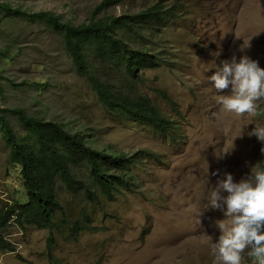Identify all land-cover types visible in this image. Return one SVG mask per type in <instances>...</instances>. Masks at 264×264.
<instances>
[{
	"label": "rangeland",
	"instance_id": "374dc122",
	"mask_svg": "<svg viewBox=\"0 0 264 264\" xmlns=\"http://www.w3.org/2000/svg\"><path fill=\"white\" fill-rule=\"evenodd\" d=\"M0 1L28 12L50 10L80 23L102 0ZM155 2L123 0L100 15L132 14ZM164 5L177 9L155 38V52L167 62L139 72L134 86L177 122L175 138L149 124L123 119L102 104L76 69L58 32L21 16L0 15V47L11 45L20 52L17 59L4 63L5 76L25 82L22 86L7 79L0 82L5 89L2 106H22L71 131L81 130L100 149L156 153L139 156L133 167L134 191L124 190L113 198L91 201L59 183L58 195L68 217L80 219L86 209L97 226L74 240L55 230L51 251L62 264H222L212 255L221 234L216 222L227 230L231 221L209 207L210 193L225 172L239 182L252 167L264 171V142L248 135L255 125L264 127V117L258 109L244 116L221 111L216 98L227 93L218 92L208 78L233 55L239 59L246 54L264 68V0H166ZM250 39L251 47L240 52ZM97 65L101 72L102 65ZM9 117L17 132L26 131L15 116ZM242 131V138L234 140ZM233 140L235 148L221 158ZM9 154L0 127V207L25 195L20 168L10 162ZM75 171L90 180L87 166ZM62 216L58 212L56 218ZM50 234L46 228L22 230L13 224L8 237L17 247L0 251V264H55L48 248ZM241 264L258 262L245 255Z\"/></svg>",
	"mask_w": 264,
	"mask_h": 264
},
{
	"label": "trees",
	"instance_id": "16d2710c",
	"mask_svg": "<svg viewBox=\"0 0 264 264\" xmlns=\"http://www.w3.org/2000/svg\"><path fill=\"white\" fill-rule=\"evenodd\" d=\"M122 1L102 0L89 19L80 23L65 20L50 10L28 12L5 1H0V15L21 16L58 32L76 69L88 79L102 104L123 119L149 124L175 138L177 122L134 85L139 72L167 62L163 54L155 52L158 46L155 38L161 33L160 29L174 19L177 9L165 8L166 0H156L132 14L100 15ZM19 54L11 45L0 47V82L7 79L16 86L25 84L15 83L4 71V63L17 59ZM97 63L102 65L101 72ZM162 93L168 97L166 92ZM4 95L5 89L0 83V96ZM258 113L264 117V102ZM10 114L23 124L24 133L15 130ZM0 127L10 147L9 160L20 168L25 192L14 203L7 202L0 207V251L16 250V244L8 237L13 224L22 230H28L29 226L46 228L51 232L48 248L55 264H62L51 251L56 245L55 230L74 240L86 229H97L86 209L80 219L73 221L68 217L58 195L59 183L73 194L83 193L91 201H97L100 196L113 198L124 190L134 191L133 167L137 166L139 156L156 155L148 149L133 154L100 149L91 143L85 132L71 131L63 123L29 113L22 106L0 103ZM84 165L89 170L90 180L75 171ZM58 212L63 215L61 220L56 218Z\"/></svg>",
	"mask_w": 264,
	"mask_h": 264
},
{
	"label": "clouds",
	"instance_id": "9594fccd",
	"mask_svg": "<svg viewBox=\"0 0 264 264\" xmlns=\"http://www.w3.org/2000/svg\"><path fill=\"white\" fill-rule=\"evenodd\" d=\"M250 47L251 39L244 42L239 50L243 53ZM221 63L222 67L208 77L218 92L227 93L216 98L221 111L237 116L255 113L264 102V68L246 54L239 59L233 55ZM248 135L264 142V127L255 125ZM242 136L243 131L234 140ZM234 140L232 146L219 155L221 158L235 148ZM261 152L264 153V147ZM209 207L221 210L231 221L227 230L225 224L216 222L221 234L212 255L218 256L222 264H241L245 255L258 264H264V171L252 167L247 178L239 182L230 172H225L224 178L218 179L210 193Z\"/></svg>",
	"mask_w": 264,
	"mask_h": 264
}]
</instances>
